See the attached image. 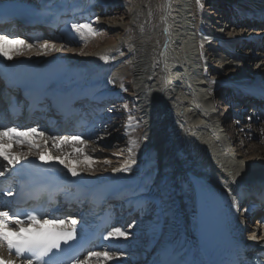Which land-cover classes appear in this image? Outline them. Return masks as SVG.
I'll list each match as a JSON object with an SVG mask.
<instances>
[{
  "label": "bare ground",
  "instance_id": "obj_1",
  "mask_svg": "<svg viewBox=\"0 0 264 264\" xmlns=\"http://www.w3.org/2000/svg\"><path fill=\"white\" fill-rule=\"evenodd\" d=\"M0 1L25 5L20 0ZM203 1L211 0H199V3L191 0V4L188 0H163L162 10L159 11L157 0H42L45 5L42 3L40 10L46 14L57 12L61 7L59 11H71L87 21L65 22L58 30L37 26L41 34L36 49L27 44L26 40L31 42L27 35L11 36L0 42L9 63L30 66L48 64L52 71L47 85L50 96L56 89L62 88L64 95H90L103 105L119 96L125 86L123 80L129 83L125 88H128L132 101L137 105L130 115L137 117L133 116L130 120L128 116L120 139L113 132V129L120 128V122L109 116L101 126L92 127L81 135L80 140L85 141L84 144L72 139L74 136L70 133L55 137L44 135L38 141L36 135L26 131L21 139L29 143L14 144L16 149L26 145L28 152L11 151L8 147L5 150L22 154L29 162L41 169L46 168L48 174L65 183L73 196L93 193L105 185L117 183L121 186L120 193L134 205L141 208L149 200L147 207L150 205L152 210L149 212L153 213L149 228L151 240L147 244L148 260L144 264H212L214 257L219 258L220 247L207 243L211 233L201 211L203 205L198 202L197 191L186 174L190 172L191 163L184 157V149L194 150L196 159H210L212 167H218L234 184L241 183L242 173L264 181V114L260 112L264 102L259 110L251 104L244 113L242 110L246 105L242 109L232 106L227 112L234 120V130L241 133L242 141L248 148L243 151L244 147L239 148L229 127L218 122L216 107H211L204 96H215L222 89H233L232 85H240L246 75L264 87V25L262 29L255 25L257 17H261L264 24V0H228L224 5L215 3L219 5L215 9L228 11L226 24L229 22L230 28L239 25V28L242 27L241 36L249 31L258 35L255 38L250 36L246 41L244 66L235 65L239 53L243 52L241 48L238 55H223L212 53L208 49L212 48L210 45L199 46V49L201 54L205 52L203 60L206 67H214L211 69L214 81L199 80L197 66L194 65L196 62H193L194 66L190 62L186 71L181 72L183 76H176L178 73L173 74L174 71L164 68L168 52L175 56L179 54L175 59L177 63L184 64L187 59L194 58L190 42L194 43L193 38H198L199 24L206 19L201 10ZM94 8L99 11L93 12ZM223 13L220 12L217 17ZM248 17L250 21L246 24ZM88 22L108 30L111 33L108 42L99 44L102 39L97 42L95 39L89 44L86 32L81 35L72 28L73 24ZM45 43L47 48L42 47ZM102 56H107V59H101ZM253 64L255 68H252ZM194 69V74H189ZM54 84L53 90H49ZM199 86L203 92L207 91L200 97L197 93ZM226 102L223 100V105ZM108 106L106 104L101 108ZM242 114L245 121L240 123ZM99 134L103 135L97 139ZM64 137L69 139L64 141L61 139ZM112 146H122L120 153L110 158L112 164L91 161L98 152L109 151ZM40 155H44L43 161ZM49 157L64 160L77 171V175L73 176L59 159ZM129 159L135 163L129 166L128 171H113L122 169ZM18 167L19 164L10 166L0 180L8 179V175ZM0 171H4L2 166ZM219 193L224 219H235L238 204L233 192ZM0 209L10 212L11 207L0 204ZM140 210L126 221L137 218ZM137 229H123L128 233L126 238L108 239V246L113 248L108 252L109 247H105L100 252H108L114 259L103 264H128L118 253L128 252L126 250L131 245L130 240L137 235ZM5 254V249H0V256ZM89 264L99 262L92 258Z\"/></svg>",
  "mask_w": 264,
  "mask_h": 264
},
{
  "label": "snow or ice",
  "instance_id": "obj_2",
  "mask_svg": "<svg viewBox=\"0 0 264 264\" xmlns=\"http://www.w3.org/2000/svg\"><path fill=\"white\" fill-rule=\"evenodd\" d=\"M197 2L199 3V0H197ZM72 28L81 35L85 32L91 35H96V30L91 24H73ZM7 39V36H0V42L6 41ZM42 47L47 48V43L42 45ZM0 55L6 56L7 53L0 48ZM101 59L106 60L107 56H102ZM129 119L131 120L132 118L129 117ZM25 131L36 136L44 135L43 132H39L36 128H27ZM23 134L24 133L17 127L0 125V166L4 169V171H0V176L4 175V173L9 170L10 166L20 164L22 160L26 159L22 154H14L6 151L4 147L5 137H9L12 141L20 144L29 143L28 141L21 139ZM61 139L67 141L69 138L64 137ZM72 139L78 141L80 144L85 143V141L80 140L79 137H74ZM131 142L132 141L130 140V143ZM40 159L43 161L45 159L44 155H40ZM49 159H59L60 163L64 164L73 176L77 175V171L64 160L58 157H49ZM4 161L7 163H4ZM132 163H135V161L129 159L122 166V169H113V171H128L129 166ZM9 195H11V193H9ZM20 216V213H10L9 211L0 210V249H7L9 253L14 251L17 258L22 257L25 254L30 255V259L26 261V264H49V260L46 258L53 253V250H61L62 245H68L69 242L76 239L77 222L73 219H69L67 224H65V220L57 218L56 223L64 225V227L56 229L36 227L33 230H28L27 228L22 229L21 225L36 222L39 219V213L36 210H33L32 212L24 213L23 219H21ZM43 223L48 224L50 221L45 219ZM10 225H13L14 227L10 228ZM129 227H131V225H129ZM127 235L128 233L122 231L120 228H114L107 233L104 239L126 238ZM253 238H255V234L253 235ZM92 258H96L99 264L114 259V257L109 255L108 252H89L88 256L83 261L76 260L73 264H89V261ZM0 264H15V261L11 257L5 258L0 256Z\"/></svg>",
  "mask_w": 264,
  "mask_h": 264
},
{
  "label": "rangeland",
  "instance_id": "obj_3",
  "mask_svg": "<svg viewBox=\"0 0 264 264\" xmlns=\"http://www.w3.org/2000/svg\"><path fill=\"white\" fill-rule=\"evenodd\" d=\"M162 1L163 0H157L156 8L159 11L162 10ZM122 9H124L123 11H126L125 6H122ZM92 27L96 30V35H91V34L86 32L87 33L86 37H88L89 44L90 43L92 44V42L95 41V39H96V42L100 41L102 39L101 43H99V44L106 43V42H108V38L109 39L111 38L110 37L111 33H109L108 30L102 29L101 27H99L97 25H94V24H92ZM239 27H240L239 25L236 26L234 29H232V32L234 33L235 31H241L242 27L241 28H239ZM230 32H231V30H230ZM30 45H32L34 47L33 49H36L35 48L36 43L35 44H30ZM252 68H255V64H253ZM122 83L125 86L129 84L127 82V80H123ZM125 86L119 92L120 94H119V96L117 98H115L113 101H111V100L108 101V102L112 103V106H114V107H112L110 110H108L105 113L106 116H108V117L109 116H114V118H117L118 121L120 122L119 123L120 128L118 129V127H117L115 129H113V132L115 134L114 136L116 138H118V139L123 137L122 136L123 135V130H121V129L125 126V122H126L128 116H130L132 118H133V116H134V118L137 117L134 114L130 115L133 110L137 109V105H136L135 101H132L131 94H130L128 88H125ZM221 104L223 105L222 102H221ZM224 107H226L225 104L223 105V108ZM243 107H244V105L242 106V108ZM239 108L240 107H238L237 109H239ZM242 108H240V109H242ZM244 112L245 111H243V113ZM243 121H245L244 117H241L240 118V123H242ZM224 125L229 126L231 134L235 135V137H236V141L235 142H236V144H238L239 148L242 149L244 147L242 149L243 151L244 150H248V148L245 147V142L242 141L243 137H242L241 133H238V131L236 129L234 130L232 122L230 120H228L226 123H224ZM102 135L101 134H99V136L96 135V138L100 139V137ZM125 142H126V140H125ZM122 146H117V147L116 146L115 147L112 146V147H110L109 151L103 150V152H98L96 154L97 157L96 158L95 157L91 158V161L94 162V163H97V164H101V163H106V164H110L111 163L112 164V161H111L110 158L112 156H114L116 153H120L119 152V151H121L120 147H122ZM22 148H27V146L25 145L23 147H19L18 149L11 150V151H18V150H23V151H27V152L29 151L28 149H22ZM149 206L145 209V211L144 210L143 211L140 210V215L137 218H134V220H132L131 223H130L131 227H128V228H138L137 231H136L137 235L133 236L132 240H130V242L131 241L132 242H131V245H129L128 249L126 250V252L127 251L128 252L127 253H123V252H119L118 253L119 257L123 261L127 262L128 264H133V263L134 264H139V263L141 264L147 259V255H146V251L148 250V245L147 244H149V241L151 240L150 233H149V228H150L151 216L153 214L152 212H149L150 210H152V209L149 208ZM144 242H146V243H144ZM123 258H125V259H123Z\"/></svg>",
  "mask_w": 264,
  "mask_h": 264
}]
</instances>
